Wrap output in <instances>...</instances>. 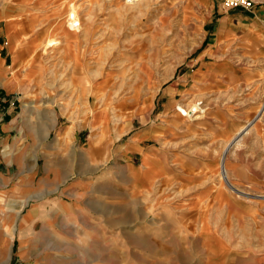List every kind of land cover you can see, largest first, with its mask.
<instances>
[{
    "label": "rangeland",
    "instance_id": "rangeland-1",
    "mask_svg": "<svg viewBox=\"0 0 264 264\" xmlns=\"http://www.w3.org/2000/svg\"><path fill=\"white\" fill-rule=\"evenodd\" d=\"M238 10L0 0V82L27 87L0 89V218L37 196L0 264H264V37Z\"/></svg>",
    "mask_w": 264,
    "mask_h": 264
},
{
    "label": "crops",
    "instance_id": "crops-1",
    "mask_svg": "<svg viewBox=\"0 0 264 264\" xmlns=\"http://www.w3.org/2000/svg\"><path fill=\"white\" fill-rule=\"evenodd\" d=\"M255 5L252 10H245L239 9L233 13H227L222 16V21L224 22H231L238 20L239 24L243 27H246L249 23L252 24L251 26L254 30V35L264 37V0H254ZM7 59L0 54V70L6 66ZM16 79L9 75L3 74L1 77L0 82V89L4 90L6 93H19L22 92L23 94L26 93L27 87H23L21 84L24 82H15ZM23 87L24 90L21 91ZM3 100V98H1ZM26 99V98H24ZM24 111V110H23ZM13 120L5 119L2 115L0 116V130L1 131H8L13 130L15 125H13ZM9 253V252H8Z\"/></svg>",
    "mask_w": 264,
    "mask_h": 264
},
{
    "label": "bare ground",
    "instance_id": "bare-ground-1",
    "mask_svg": "<svg viewBox=\"0 0 264 264\" xmlns=\"http://www.w3.org/2000/svg\"><path fill=\"white\" fill-rule=\"evenodd\" d=\"M25 106H27V105H25ZM190 106L191 107H195L196 109L198 107L197 104H192ZM179 110L182 111L183 113H188L187 109L184 108L181 105L179 106ZM145 164H149L150 167H148V168L146 167L144 169L143 174H144L145 179H149L150 180L154 176V174H153L154 169H157V167L160 165V163L158 162V155L155 154V153H153V155H148V158L146 159ZM221 168H222V174L227 177L228 173H227V169H226L225 158L222 159ZM130 169H131V167H130ZM41 195H38V196H41ZM13 197L15 198L14 195H12V198ZM32 197H37V196L31 195V194H28V193L23 195L22 201L20 202L19 209L17 211L10 212L11 215H10V217L8 216L7 219L3 218V217L0 218V233H1V235L5 236L8 245H10L12 240H13V236H14V233H15L16 228H17V221H18L19 215L22 212V210L27 205L30 204V201H31ZM13 200H14V204H15L16 203L15 202L16 199H13ZM5 220L8 221V222L10 221V223H9L10 227L4 230L3 226L6 225Z\"/></svg>",
    "mask_w": 264,
    "mask_h": 264
},
{
    "label": "built area",
    "instance_id": "built-area-1",
    "mask_svg": "<svg viewBox=\"0 0 264 264\" xmlns=\"http://www.w3.org/2000/svg\"><path fill=\"white\" fill-rule=\"evenodd\" d=\"M222 2L228 9L252 10L255 5L253 0H222Z\"/></svg>",
    "mask_w": 264,
    "mask_h": 264
}]
</instances>
